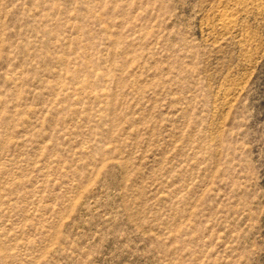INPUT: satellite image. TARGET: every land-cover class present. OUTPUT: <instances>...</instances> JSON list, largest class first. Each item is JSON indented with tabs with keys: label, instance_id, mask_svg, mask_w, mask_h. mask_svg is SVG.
Returning <instances> with one entry per match:
<instances>
[{
	"label": "rangeland",
	"instance_id": "374dc122",
	"mask_svg": "<svg viewBox=\"0 0 264 264\" xmlns=\"http://www.w3.org/2000/svg\"><path fill=\"white\" fill-rule=\"evenodd\" d=\"M0 264H264V0H0Z\"/></svg>",
	"mask_w": 264,
	"mask_h": 264
},
{
	"label": "bare ground",
	"instance_id": "6f19581e",
	"mask_svg": "<svg viewBox=\"0 0 264 264\" xmlns=\"http://www.w3.org/2000/svg\"><path fill=\"white\" fill-rule=\"evenodd\" d=\"M222 17H223V16H222ZM225 19H227V18H225ZM225 19H224V20H225ZM226 21H227V20H226ZM226 21H225V22H226ZM229 21H230V19H229ZM227 23H228V21H227ZM230 23H231V22H230Z\"/></svg>",
	"mask_w": 264,
	"mask_h": 264
}]
</instances>
